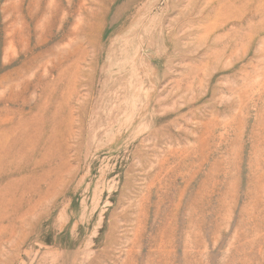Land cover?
I'll list each match as a JSON object with an SVG mask.
<instances>
[{
  "label": "rangeland",
  "instance_id": "obj_1",
  "mask_svg": "<svg viewBox=\"0 0 264 264\" xmlns=\"http://www.w3.org/2000/svg\"><path fill=\"white\" fill-rule=\"evenodd\" d=\"M0 264H264V0H0Z\"/></svg>",
  "mask_w": 264,
  "mask_h": 264
}]
</instances>
